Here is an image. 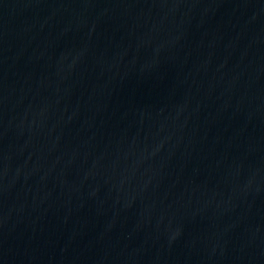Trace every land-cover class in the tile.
Wrapping results in <instances>:
<instances>
[{"label":"water","instance_id":"water-1","mask_svg":"<svg viewBox=\"0 0 264 264\" xmlns=\"http://www.w3.org/2000/svg\"><path fill=\"white\" fill-rule=\"evenodd\" d=\"M0 264H264V0H0Z\"/></svg>","mask_w":264,"mask_h":264}]
</instances>
